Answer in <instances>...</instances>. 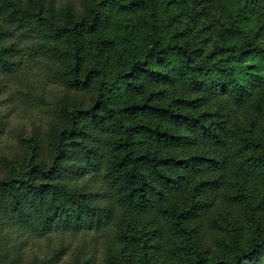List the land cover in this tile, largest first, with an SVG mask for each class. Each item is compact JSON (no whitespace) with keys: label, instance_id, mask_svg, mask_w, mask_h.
I'll use <instances>...</instances> for the list:
<instances>
[{"label":"trees","instance_id":"obj_1","mask_svg":"<svg viewBox=\"0 0 264 264\" xmlns=\"http://www.w3.org/2000/svg\"><path fill=\"white\" fill-rule=\"evenodd\" d=\"M0 264H264V0H0Z\"/></svg>","mask_w":264,"mask_h":264}]
</instances>
